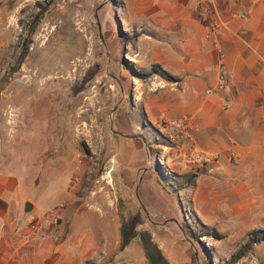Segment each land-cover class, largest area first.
I'll use <instances>...</instances> for the list:
<instances>
[{"label":"rangeland","instance_id":"1","mask_svg":"<svg viewBox=\"0 0 264 264\" xmlns=\"http://www.w3.org/2000/svg\"><path fill=\"white\" fill-rule=\"evenodd\" d=\"M139 33L137 0H0V164L10 159L5 172L35 204L25 212L21 203L28 229L35 220L58 228L54 210L74 200L96 216L113 211L122 222L140 211L137 231L150 230L172 264H264V241L233 257L253 230H264V187L207 184L205 177L224 178L220 152L199 172L174 166L175 152L164 149L171 130L163 119L172 118L143 126L137 99L175 77H137V70L162 68L137 63ZM188 174H195L189 183ZM136 236L137 264H148Z\"/></svg>","mask_w":264,"mask_h":264},{"label":"crops","instance_id":"2","mask_svg":"<svg viewBox=\"0 0 264 264\" xmlns=\"http://www.w3.org/2000/svg\"><path fill=\"white\" fill-rule=\"evenodd\" d=\"M209 8L220 24L214 33ZM137 30L140 67L159 64L175 77L137 99L143 126L165 116L186 118L193 145L222 155L217 168L224 178L202 181L264 187V0H137ZM221 54L230 77L223 90L217 88ZM9 161L3 156L0 164V264H137V236L121 247L119 214L107 209L96 216L74 200L54 210L58 228L27 240L21 203L30 198L5 172Z\"/></svg>","mask_w":264,"mask_h":264},{"label":"built area","instance_id":"3","mask_svg":"<svg viewBox=\"0 0 264 264\" xmlns=\"http://www.w3.org/2000/svg\"><path fill=\"white\" fill-rule=\"evenodd\" d=\"M213 13V8H209L206 11V15L210 17L207 24L211 32H216L219 29L220 24L218 20L211 16ZM225 62V55L221 54L218 66L219 76L217 88L222 90L227 89L230 86L229 72ZM163 123L171 130L168 135L170 143L164 145V149L169 148V150H173L175 152L173 156L174 160L172 162L174 166L188 167L195 172H199L213 162L219 160V152L205 151L192 145L194 136L191 131V123L187 119L169 120L164 118ZM160 160L163 164H165L164 156L160 157ZM44 235L45 227L43 222L35 220L30 222L29 230L24 236L27 240H30Z\"/></svg>","mask_w":264,"mask_h":264},{"label":"trees","instance_id":"4","mask_svg":"<svg viewBox=\"0 0 264 264\" xmlns=\"http://www.w3.org/2000/svg\"><path fill=\"white\" fill-rule=\"evenodd\" d=\"M127 39H123V43H126ZM22 58L19 60V64L22 63ZM98 68L97 66L90 68L88 73L86 74L84 80L80 84L78 89H83L86 87V84L93 78L94 74L97 72ZM157 73L161 77H164L166 79L173 80L174 77L170 76L166 71H164L162 68H160L158 65H154L150 71L148 72H141L137 70V77L140 78H147L151 76L152 74ZM156 171L161 173L163 177L166 179V182L170 175L162 169L159 163L155 166ZM157 178L161 181L160 176H157ZM188 183L193 181L195 178V174H188L187 176ZM144 223V217L140 211H137L136 213H133L129 215L126 219L123 220L121 224V235H122V243L121 247L124 248L127 244L130 243L133 237H135L137 234L140 235V239L143 245L144 254L148 261V264H172L170 259L166 256L163 249L160 247L157 241H155L153 234L148 229H142L140 231H137V226ZM183 227L185 228L186 232L191 235L192 237L198 239V235L194 232L193 228L190 226L188 222H183ZM209 234L216 235V232L214 230H209ZM264 241V230H253L247 242L236 252V254L233 255V257L239 258L241 256L246 255L247 251L250 250L252 247V244ZM193 259L196 261V257H193Z\"/></svg>","mask_w":264,"mask_h":264},{"label":"water","instance_id":"5","mask_svg":"<svg viewBox=\"0 0 264 264\" xmlns=\"http://www.w3.org/2000/svg\"><path fill=\"white\" fill-rule=\"evenodd\" d=\"M139 198V197H138ZM142 204V203H141ZM33 208V203L31 202V201H27L26 203H25V210L26 211H30L31 209ZM143 208L145 209V207L143 206ZM146 210V209H145ZM171 221H174V222H177V219L176 218H174V219H170ZM170 220H166V222L167 221H170ZM166 222H164V223H160V224H166Z\"/></svg>","mask_w":264,"mask_h":264}]
</instances>
